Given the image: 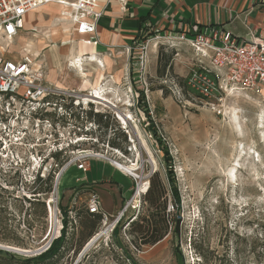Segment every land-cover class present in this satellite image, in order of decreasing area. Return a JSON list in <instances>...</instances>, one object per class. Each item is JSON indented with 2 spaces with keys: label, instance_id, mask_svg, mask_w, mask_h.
Segmentation results:
<instances>
[{
  "label": "rangeland",
  "instance_id": "374dc122",
  "mask_svg": "<svg viewBox=\"0 0 264 264\" xmlns=\"http://www.w3.org/2000/svg\"><path fill=\"white\" fill-rule=\"evenodd\" d=\"M57 13L55 9L46 11L45 7L34 10V18L26 22L20 36L6 45L8 57L19 59L30 52L37 62H43L49 81L51 69L56 68L51 67L48 52L53 50V56L58 57L64 46L58 38L50 37L60 30L70 36V43L74 40L73 31L64 28L65 20L55 24L58 30H51L52 34L46 28V17L56 18ZM160 45L166 47L164 56L175 48L172 68L163 77L157 72ZM160 45L156 49L150 46L147 51L146 84L139 80L134 64L137 58L131 53L126 64H118L115 78L107 76L96 89L76 92L79 96L89 95L90 99L83 98L81 108H74L72 122L61 118L59 126L54 125V161L51 157L36 156V152L47 149L44 140L32 147L31 138L23 139L27 146L15 140L12 131L7 136L0 129V248L16 254L18 258L13 264H46L25 263L23 259L37 256L31 251L45 244L48 234L55 235L60 227L56 205L52 211L48 206L58 188L59 208L64 212L62 208L73 207V213L68 215L66 242L54 264H264V92L207 104L185 84L196 59L194 50L186 43ZM72 61L75 60H67V64ZM79 69L82 73L83 64ZM142 90L157 136L146 127L149 120L144 103H137ZM97 91L107 102L91 98ZM91 109L110 115L108 130L86 119ZM54 116L52 113L55 121ZM117 128L128 135V143L122 144L125 149L108 145V140L119 135ZM59 133L66 138H60ZM81 134L85 135L83 139L70 140ZM84 149L104 154L111 161L132 164L140 178L125 172L134 183L130 205L122 207L119 213L124 214L115 229L111 230L119 214L109 218L107 224L101 221L97 232L109 228L108 232L83 252L89 232V196L75 205L64 194L76 185L75 178L69 174L60 180L58 174L73 153ZM164 149L173 162L181 210L178 213L168 190L171 231L155 245L137 247L128 223L131 217L147 209L144 197L150 185L149 176L155 171L161 172L163 178L166 176ZM90 158L110 163L102 156ZM52 163L53 168L45 170L44 166ZM91 165L89 178L92 174L94 178L103 175L96 159H92ZM165 181L169 187L166 178ZM140 182H144V190L135 197Z\"/></svg>",
  "mask_w": 264,
  "mask_h": 264
},
{
  "label": "built area",
  "instance_id": "2783aa9c",
  "mask_svg": "<svg viewBox=\"0 0 264 264\" xmlns=\"http://www.w3.org/2000/svg\"><path fill=\"white\" fill-rule=\"evenodd\" d=\"M53 3L65 9L66 20L70 21L79 34L92 35L88 43L98 42L97 24L104 15L100 0H0V129L6 131L7 136L10 134L8 131H12L13 137L18 141L23 142V139L31 138L32 147L44 140L43 144L48 143V147L36 152V156L51 157L54 161V125L59 126L61 118L72 122L74 108H81L80 102L83 97L79 96L77 91L64 90L50 83L43 62H37L30 52L19 59L11 58L7 56L9 48L6 46L20 36L28 14ZM164 43L171 46L186 43L194 50L196 59L185 84L207 104H215L217 101L221 103L232 96L261 94L264 90V42H242L232 32L220 27L203 28L199 32L187 29L171 30L164 34L156 32L145 40H140L136 45L129 46L127 48L129 53L133 50L138 51L136 67L142 83L146 84L148 74V49L150 46L158 48ZM4 100H7L6 103ZM52 113L55 114L56 122L52 119ZM68 135L71 133L68 132ZM83 136L85 135L73 136L70 140L74 139L75 142L77 139H83ZM59 137L66 138L63 133H59ZM2 141L6 144L4 138ZM23 143L28 146V142ZM91 156L106 157L109 162L111 159L104 154L84 149L79 153H73L58 176L72 164L80 170L88 171L87 160ZM44 167L49 171L53 168V163ZM136 177L138 178L137 175ZM134 194L135 197L140 194L138 189ZM52 197H55V201H50ZM52 197L48 200V206L50 210V203L54 208L56 205L60 236L65 216L59 208L58 189H55ZM101 205V195L91 193L87 201L88 212L102 214V221L107 224L109 216L103 212ZM129 205L130 202L126 204L125 209ZM123 214L124 211L119 213L113 221L114 227L111 230L115 229ZM101 231L96 233L92 240ZM57 237V234L53 236L51 233L48 234L46 243L31 253L42 254L51 247Z\"/></svg>",
  "mask_w": 264,
  "mask_h": 264
},
{
  "label": "crops",
  "instance_id": "0c3cea01",
  "mask_svg": "<svg viewBox=\"0 0 264 264\" xmlns=\"http://www.w3.org/2000/svg\"><path fill=\"white\" fill-rule=\"evenodd\" d=\"M100 6L104 9V15L97 24L96 44L88 43L91 34H79L70 21L62 17L60 5L53 3L45 6L46 11L55 9L58 12L56 18L46 17V28L49 27L48 31L51 34V30H58L54 28L55 24L64 20L67 24L65 30L74 33L73 43H70V36L60 30L50 37L58 38L64 45L58 57L53 56V50L48 52V61L51 67L56 68L50 71V83L58 88L76 91L96 89L103 78L107 76L115 78L118 75V64H126L131 53L133 58L137 57L138 51L133 50L129 53L127 48L136 45L138 35L147 36L151 31L162 34L185 29L199 32L201 27L204 29L220 27L232 32L242 42H264V0H100ZM30 14L26 22L34 18V12ZM87 58L97 60L93 62L86 60ZM67 60L75 61L67 64ZM80 60L85 69V71L81 69L82 73L79 69L82 66ZM136 62L137 59L134 61L135 66ZM92 159H96L103 169V175L98 178H94L95 174H92L91 178L88 176L92 171ZM103 161L100 158H90L87 161L88 171L80 170L73 164L69 165L60 175V180L69 174L75 178L76 185L64 192L73 199L75 205L80 200L90 197L91 193L97 192L102 198L103 212L109 218H115L129 202L134 183L115 164ZM72 208L68 209L69 213H73ZM92 237L84 240V246L86 245L83 246L84 249L93 241Z\"/></svg>",
  "mask_w": 264,
  "mask_h": 264
},
{
  "label": "trees",
  "instance_id": "16d2710c",
  "mask_svg": "<svg viewBox=\"0 0 264 264\" xmlns=\"http://www.w3.org/2000/svg\"><path fill=\"white\" fill-rule=\"evenodd\" d=\"M201 29L203 28L201 27ZM156 32L157 31H151L147 36L138 35L136 37V39L138 40L137 43L140 42V40H145L149 36L154 35ZM165 48L166 47H164V45H160V50L158 54L159 64L157 67V72L162 77L169 75V72L172 68V58L175 54V48H170L168 53L164 56L163 51ZM132 71L133 70H131V72ZM137 103H139V105L144 103L145 115L146 118H148L149 120L146 127L147 129H149V131H151V133H154V135L157 136V128L151 116L149 115L150 110L148 104L146 103V95L144 90H142L139 94ZM74 117L75 116L73 114V118ZM86 119L99 125L100 128H105L106 130L111 127L110 115H108L107 113H101L99 111L97 113H94L91 109L89 112H87ZM115 131H117V134L119 135L113 137V139L108 140V145H110L112 148L115 147L118 149H125L122 144L128 143V135L125 134V132L121 131L120 128H117ZM86 134H88V132ZM118 138L121 139L120 142L118 141ZM125 151L127 152V150ZM164 160L167 164L165 178L168 180L169 187H167L165 178L162 177L161 172L155 171L154 173H152L149 176L150 185L144 197V203L147 209L143 213L139 212L137 215L131 217V221L128 223L131 227L130 233L133 234V242H135L137 247H142L147 244L155 245L161 242L171 231V223L169 220L170 214L167 208V201L169 195L168 190L172 192L175 206L178 209V213H180L181 210V207H179L180 193L177 190V186L175 185L173 177V162L166 149H164ZM62 210L64 211L63 213L65 218L63 221L64 228L61 231V235L58 236L57 239L53 241L51 247L45 252H42V254L23 259L25 260V263H32L36 261L39 263L43 262L46 264H54L58 257V254L64 247L68 230L67 223L69 211L66 208H62ZM87 215L88 217L86 220V224L89 226V232L86 238H91L97 232L99 224L103 220V216L102 214H90L89 212ZM16 258L18 257L13 252L11 253L7 250L0 248V264H13V261H16Z\"/></svg>",
  "mask_w": 264,
  "mask_h": 264
},
{
  "label": "bare ground",
  "instance_id": "6f19581e",
  "mask_svg": "<svg viewBox=\"0 0 264 264\" xmlns=\"http://www.w3.org/2000/svg\"><path fill=\"white\" fill-rule=\"evenodd\" d=\"M61 15H62V17L63 18H65V19H67L66 17H67V15H66V12H65V9L64 8H62V12H61ZM88 60H92L93 62H95L97 59H94V58H87ZM81 64H83V63H81ZM83 71H84V69H82ZM102 96H104V95H101V93L99 92V91H97L96 93H94V94H92V96H91V98H93V99H101L102 101H104V102H107L106 101V99L105 98H103ZM82 97L85 99V100H89L90 99V97H89V95L87 96V95H82ZM121 118H122V116H120ZM245 154V153H244ZM240 156H242V155H240ZM106 158V157H105ZM110 160V162L112 163V161H113V163L112 164H116L119 168H121L124 172H126V173H128V174H134V175H137L136 173H135V168H134V166L131 164H129V165H126V164H124L123 162H120V161H118V160H116V159H114V160H112L111 161V159H109ZM240 161V160H239ZM143 186H145V184H144V182H140L139 183V186H138V191L140 192L141 190H144L143 188ZM52 201L54 200V198H52L51 199ZM50 200V201H51ZM52 206H51V203H50V211H52ZM57 228V227H56ZM108 229L109 228H105L104 230H102L101 231V233L97 236V237H95V238H93V241L91 242V243H89V245H87V247L85 248V250L84 251H87V249L93 244V243H95L96 241H97V239H99V237L100 236H102V234H105L106 232H108ZM59 231H57L56 233H58ZM56 233H55V235H56Z\"/></svg>",
  "mask_w": 264,
  "mask_h": 264
},
{
  "label": "water",
  "instance_id": "95a60500",
  "mask_svg": "<svg viewBox=\"0 0 264 264\" xmlns=\"http://www.w3.org/2000/svg\"><path fill=\"white\" fill-rule=\"evenodd\" d=\"M138 178H140V177H138ZM143 178H141V180H142ZM138 186H139V183L137 184ZM91 243V242H90ZM89 245V244H88ZM85 250V249H84ZM84 250H83V252H84ZM77 264V263H76Z\"/></svg>",
  "mask_w": 264,
  "mask_h": 264
},
{
  "label": "flooded vegetation",
  "instance_id": "af4514ba",
  "mask_svg": "<svg viewBox=\"0 0 264 264\" xmlns=\"http://www.w3.org/2000/svg\"><path fill=\"white\" fill-rule=\"evenodd\" d=\"M7 100H4V102L6 103Z\"/></svg>",
  "mask_w": 264,
  "mask_h": 264
}]
</instances>
